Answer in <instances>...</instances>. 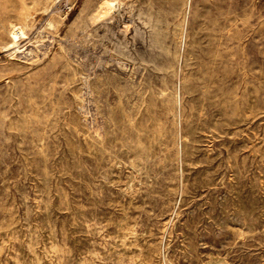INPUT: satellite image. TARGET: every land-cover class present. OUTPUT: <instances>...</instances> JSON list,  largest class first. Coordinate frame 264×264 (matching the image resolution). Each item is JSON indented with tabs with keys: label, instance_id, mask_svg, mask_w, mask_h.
Returning <instances> with one entry per match:
<instances>
[{
	"label": "rangeland",
	"instance_id": "374dc122",
	"mask_svg": "<svg viewBox=\"0 0 264 264\" xmlns=\"http://www.w3.org/2000/svg\"><path fill=\"white\" fill-rule=\"evenodd\" d=\"M0 264H264V0H0Z\"/></svg>",
	"mask_w": 264,
	"mask_h": 264
},
{
	"label": "bare ground",
	"instance_id": "6f19581e",
	"mask_svg": "<svg viewBox=\"0 0 264 264\" xmlns=\"http://www.w3.org/2000/svg\"><path fill=\"white\" fill-rule=\"evenodd\" d=\"M105 7H106V10L109 11V14L108 13H105V12L101 13L100 16L98 15L100 19H103L105 17L111 16L113 14V12L115 11L116 3L107 4ZM10 29L11 30H15V25L11 24L10 25ZM11 48L16 49V51L18 53L21 52V50L19 49V46L17 45L16 42H13L11 44Z\"/></svg>",
	"mask_w": 264,
	"mask_h": 264
}]
</instances>
